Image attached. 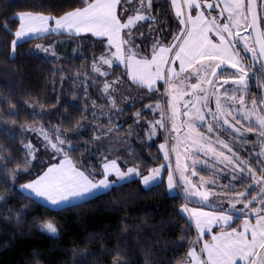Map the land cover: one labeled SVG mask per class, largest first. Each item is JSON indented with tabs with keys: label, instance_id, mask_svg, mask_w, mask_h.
Segmentation results:
<instances>
[{
	"label": "snow or ice",
	"instance_id": "1",
	"mask_svg": "<svg viewBox=\"0 0 264 264\" xmlns=\"http://www.w3.org/2000/svg\"><path fill=\"white\" fill-rule=\"evenodd\" d=\"M145 4L147 11L141 12ZM169 5L183 37L172 44L166 38L161 43L154 29H149L147 39L141 31L149 23L148 12L158 7L156 0H79V6L57 12L45 0H34L22 16L18 11L0 22L9 37L3 48L15 59L22 41L67 35L78 46L74 52L86 46L101 52L91 58L94 75L70 78L74 84L88 82L87 87L80 85V92L88 96V88L99 85L98 98L111 103L117 116L140 105L127 117L129 127L143 133L149 148L161 141L157 155L150 157L159 163L143 173L130 169L129 176L119 179L136 177L144 187L158 184L165 192H176L183 201L177 215L188 226L179 229L182 235L172 254L163 259L160 252L168 253L169 248L161 249L152 237L155 251L146 250L141 264H264V0H170ZM12 22L18 27L12 28ZM34 50L61 59L52 40L28 52ZM53 72L62 84L64 69ZM125 88L137 94L124 96L121 106L116 99ZM72 96L79 98L76 91ZM56 101L67 103L60 96ZM3 104L15 117L11 96H0ZM26 108L31 110V123L0 121L3 207L17 190L38 196V182L66 161L65 148L78 147L68 142L71 135L61 131V125L43 122L49 110L42 105L39 111L28 104ZM81 108L87 111L88 105ZM146 113L153 119H145ZM59 118L62 124L65 115ZM127 120L116 127L124 128ZM85 128L81 124L77 133ZM17 131L37 134L42 150L29 136L18 139ZM41 152L46 161L40 159ZM23 177L28 179L20 183ZM33 203L14 211L23 216ZM39 221L37 230L44 236L62 234L53 220ZM193 227L195 239L186 243ZM122 257L117 245L110 264H127Z\"/></svg>",
	"mask_w": 264,
	"mask_h": 264
},
{
	"label": "trees",
	"instance_id": "2",
	"mask_svg": "<svg viewBox=\"0 0 264 264\" xmlns=\"http://www.w3.org/2000/svg\"><path fill=\"white\" fill-rule=\"evenodd\" d=\"M33 2L34 0H0V22L18 11L23 14V10H27L26 6L30 8ZM45 2L53 12L79 6V0ZM156 3L158 7L155 11L148 12L151 20L144 23L141 31L147 39L149 29L156 30V38L162 43L165 38L171 39L178 28L168 0H156ZM11 27L15 29L18 25L12 22ZM133 35L135 39H139L138 35ZM67 37L69 36L53 35L22 42L17 48L16 58L12 59L10 49L3 48V42L9 39L8 34L0 29V96H11L16 104L15 117L7 114V104L0 106V121L7 124L25 121L31 123V110L26 108V104L36 107L37 111L42 105L50 114L44 117L43 122L53 126L61 125V131L71 135L68 142L78 145L74 149L65 148L66 158L93 182L103 177L101 166L109 160H116L122 171L134 168L139 169V173L145 172L154 163H159L150 157L157 155V145L161 141L157 140L149 148L147 141L143 139V133L138 132L135 126L129 127L131 121L127 117L134 114L140 107L139 104L136 109H129L117 116L111 103L98 98L99 85L96 88L90 86L89 95L85 96L79 88L81 84L87 87L88 82L74 84L70 79L77 74L88 77L94 75L91 58L99 57L100 50L93 51L86 46L59 62L47 60L36 54L35 50L28 52L36 44H44L47 40L60 41ZM56 67L64 69L62 84L59 74L53 72ZM118 74L119 71L114 72V75ZM5 85H11V88ZM73 91L78 93V99H73ZM136 94L125 88L117 97L116 104L123 106L124 96ZM57 96L67 103L58 104ZM82 104L88 105L87 111L82 110ZM61 115H65L62 124L59 118ZM144 118L153 119L152 114L148 113ZM126 120L124 128L116 127ZM36 123H41L39 118ZM81 124L86 126L85 131L77 133V127ZM93 133L97 134L95 138ZM16 135L18 139L29 136L42 150V145L38 142L41 138L37 134L17 131ZM40 159L47 160L43 152ZM53 162L58 161L54 159ZM38 167L39 164L33 168V173ZM27 179L28 177H23L20 183ZM25 197L28 196L17 190L7 207H3V202L0 201V264H110L117 245L124 255L122 258L127 259V264H141L146 250L155 251L152 237H157L161 249L168 246V253L160 252V258L163 259L165 255L172 254L175 240L182 235L179 229L188 230L185 221L177 215L179 205L183 202L178 194L169 196L163 191V186L158 184L145 189L138 179L116 185L103 194L58 210L49 209L34 199ZM32 201V208L25 215L17 216L14 207H25ZM44 218L53 220L59 227L62 234L58 238L46 237L37 230L39 220ZM190 233L186 243L195 239L194 227Z\"/></svg>",
	"mask_w": 264,
	"mask_h": 264
},
{
	"label": "rangeland",
	"instance_id": "3",
	"mask_svg": "<svg viewBox=\"0 0 264 264\" xmlns=\"http://www.w3.org/2000/svg\"><path fill=\"white\" fill-rule=\"evenodd\" d=\"M136 6L138 7V3ZM140 11L141 12L147 11V5L145 4V7L141 8ZM22 15L23 14H21V16ZM150 20L151 19L149 17V21ZM19 27H23L22 21L20 22ZM177 37H179L181 40L183 39V37H180L179 29L176 33L173 34L171 39H168L169 44L174 43ZM71 39H72L71 37H67L61 39L60 41L57 40L54 41L57 43V56L61 58L58 61L49 59L48 57H46L44 53L40 51H35V53L38 55H42L47 60L59 62L74 53L73 49L76 48L75 47L76 45L70 43ZM102 166H101V170L103 173V177L100 180L93 182L89 180L81 171L76 169L72 164V162L66 158V161L63 162L62 167L60 165H57V170L54 173L46 176L43 180L38 182V187H37V191L39 192L38 196H34L32 193L24 190H22L21 192H23V194L27 193L31 195L30 197H32V199H35L37 203H40L41 205L49 209L58 210L61 208H65L74 204L84 202L95 196L103 194L108 190H110L114 185L116 186L117 184L137 179L136 177H134L133 179L129 178L127 180L119 179L121 177L129 176V172H130L129 169L134 170V168H127L125 171H122L116 160H109L103 163ZM43 197H47L48 199H44ZM49 200L59 201V202L49 203Z\"/></svg>",
	"mask_w": 264,
	"mask_h": 264
},
{
	"label": "crops",
	"instance_id": "4",
	"mask_svg": "<svg viewBox=\"0 0 264 264\" xmlns=\"http://www.w3.org/2000/svg\"><path fill=\"white\" fill-rule=\"evenodd\" d=\"M103 167V166H102ZM130 170V169H129ZM128 171V170H127ZM126 171V172H127ZM125 172V173H126ZM129 174H130V172H129ZM131 179H133L134 177H130ZM113 182H116V181H113ZM120 182V181H119ZM129 182V181H128ZM124 183H126V182H124ZM120 184H123V183H120ZM120 184H117V185H120ZM156 185V184H155ZM115 186V185H114ZM113 186V187H114ZM151 186H154V184L153 185H150V186H148V187H144L143 185H142V187L143 188H145V189H147V188H149V187H151ZM22 190H20V192H21ZM28 192V191H27ZM22 194H23V192H21ZM168 193V195L169 196H174V195H176L177 193L176 192H167ZM24 195H26V196H28V197H30L31 195H29V194H27V193H24ZM32 198V197H31ZM35 200V199H34Z\"/></svg>",
	"mask_w": 264,
	"mask_h": 264
},
{
	"label": "flooded vegetation",
	"instance_id": "5",
	"mask_svg": "<svg viewBox=\"0 0 264 264\" xmlns=\"http://www.w3.org/2000/svg\"><path fill=\"white\" fill-rule=\"evenodd\" d=\"M209 163L211 164V161ZM202 174H205V173H202Z\"/></svg>",
	"mask_w": 264,
	"mask_h": 264
}]
</instances>
